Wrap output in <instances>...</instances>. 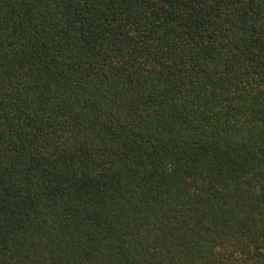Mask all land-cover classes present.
Masks as SVG:
<instances>
[{
	"label": "trees",
	"instance_id": "trees-1",
	"mask_svg": "<svg viewBox=\"0 0 264 264\" xmlns=\"http://www.w3.org/2000/svg\"><path fill=\"white\" fill-rule=\"evenodd\" d=\"M0 264H264V0H0Z\"/></svg>",
	"mask_w": 264,
	"mask_h": 264
}]
</instances>
